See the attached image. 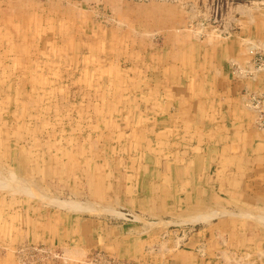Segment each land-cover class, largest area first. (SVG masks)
<instances>
[{
    "label": "crops",
    "instance_id": "1",
    "mask_svg": "<svg viewBox=\"0 0 264 264\" xmlns=\"http://www.w3.org/2000/svg\"><path fill=\"white\" fill-rule=\"evenodd\" d=\"M18 1L0 0V97L11 92L14 123L28 112V135L13 141L29 144L0 171L12 174L0 177L12 202L3 232L80 254L155 253L166 264H221L248 243L260 249L264 230L249 226L258 219L244 207L264 205V131L232 72L239 45L148 26L120 0H82L91 19L68 25L55 50L36 48L23 41L35 14ZM103 10L107 23L96 18ZM180 230L184 242L161 241Z\"/></svg>",
    "mask_w": 264,
    "mask_h": 264
},
{
    "label": "rangeland",
    "instance_id": "2",
    "mask_svg": "<svg viewBox=\"0 0 264 264\" xmlns=\"http://www.w3.org/2000/svg\"><path fill=\"white\" fill-rule=\"evenodd\" d=\"M1 1L4 2L5 6L10 3L19 2L18 0H15V2L12 0ZM34 1L37 2V6L32 7V5L36 4L33 3ZM80 1L82 2V0H20L22 6H29L32 8L31 15L35 14L36 22L35 24L34 22H30V25L34 24L32 29H23L26 33L23 41L28 42L29 37L27 35H29L36 48L38 47L37 44L44 45V43H47L50 45L53 43V46H50V48L54 50L56 46L66 44L68 38V35H66L67 31L69 33L71 30V28H68V25L75 21H84V23H86L92 16L91 12H83L78 8L77 3ZM120 1L132 7L134 11L139 9L138 13L140 16H138L137 19H140L142 23H146L151 27L161 26L165 29V32H168L167 29H175L174 31L186 32L198 37L230 39L235 41L239 45L242 54L239 60L232 61L231 66L234 74L235 70L239 69V67L243 70L249 65V61L251 60V46H256V48L260 50L264 49V0ZM100 14L101 15L96 13V18L98 17V19L100 18L101 21L107 23L110 18L107 17L106 11L103 10ZM93 15L95 16V13ZM8 29L10 30V28ZM9 30L5 31V33L10 34ZM160 31L163 32V29ZM86 32L87 36L88 33H91V31ZM35 46H33V48ZM39 53L40 51L37 54ZM236 74L238 78H242V80L245 81L244 90L247 87L255 90L263 89L264 85L262 80L252 81L248 77L243 78L239 76L238 72ZM6 78L7 77L1 79L2 83L3 79L4 83L8 80V78ZM9 82L12 83V78H9ZM8 97L12 98L11 92H9ZM8 97L4 93L0 97V107L3 108V110L0 111V171L5 167L9 168V166H11L9 159L12 155L11 151L15 146L18 148L20 144L18 140L13 141L14 136L17 139L21 138L23 140V138L28 135L24 134V132H27V128L24 124L27 123L25 117L28 115V112L26 115L25 112L22 113L20 123H14L12 116L8 114L10 111V109L8 110V105H6L10 102ZM58 97L59 95L54 97L53 100L55 99L56 101ZM20 98V100L24 99L23 96ZM56 113L57 111L55 114ZM34 115H36L35 112ZM43 116L44 111L38 109L37 117ZM34 125L35 124H33V126ZM23 134L25 136H23ZM28 144V142H21L20 145L21 148H23V145L25 146ZM0 177L11 180L12 174H3L0 172ZM3 192L4 191L0 189V264H103L104 261L107 264H166V257L165 262H163V259L158 262L155 253L149 257L143 255L142 257L144 259L137 260L122 259L100 248L94 249L88 254H80L76 253V249L74 248L61 247L58 244L30 242L23 237H15L13 236L11 227L3 232L2 226L3 228L8 226L9 223L7 221H10L11 226L12 222L11 218L5 221L1 216L2 214L3 216L12 214V202L8 198H3ZM244 208H247L246 211L250 213L245 214L246 216L254 214L258 219L251 220L249 226L263 231L264 205L260 207L249 205ZM127 219L129 221L134 220V218L130 216H128ZM167 233L168 232L164 233L160 237L161 241H165V246H167V242L171 243L174 239L182 243L184 242L185 234H189V232H184L183 230H180V232L178 231L176 236ZM260 240L263 242L260 245V249L252 248L255 244L248 243L252 247L241 246L237 251L234 249L235 251L228 253L225 260L221 261V264H264L263 237L260 238Z\"/></svg>",
    "mask_w": 264,
    "mask_h": 264
},
{
    "label": "built area",
    "instance_id": "3",
    "mask_svg": "<svg viewBox=\"0 0 264 264\" xmlns=\"http://www.w3.org/2000/svg\"><path fill=\"white\" fill-rule=\"evenodd\" d=\"M250 54L251 60L249 61V65L243 70L239 67V69L235 70V74L238 72L239 76L243 78L248 77L252 81L262 80L264 85V77H262L264 76V49L260 50L257 49L256 46H251ZM243 91L246 106L255 117L256 127L264 131V87L262 90H255L247 87ZM130 217L134 218L133 215ZM105 263L104 261L103 264Z\"/></svg>",
    "mask_w": 264,
    "mask_h": 264
}]
</instances>
